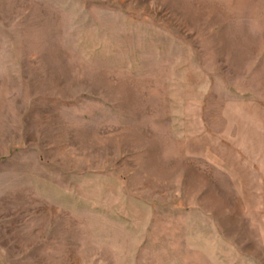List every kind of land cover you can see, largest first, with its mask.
Masks as SVG:
<instances>
[{"label":"rangeland","instance_id":"1","mask_svg":"<svg viewBox=\"0 0 264 264\" xmlns=\"http://www.w3.org/2000/svg\"><path fill=\"white\" fill-rule=\"evenodd\" d=\"M0 264H264V0H0Z\"/></svg>","mask_w":264,"mask_h":264}]
</instances>
